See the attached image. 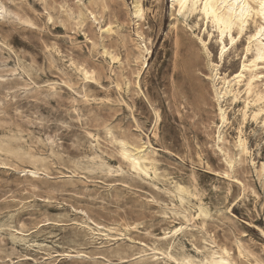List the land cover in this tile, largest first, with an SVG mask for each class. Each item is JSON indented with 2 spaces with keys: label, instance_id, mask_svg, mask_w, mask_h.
Listing matches in <instances>:
<instances>
[{
  "label": "rangeland",
  "instance_id": "rangeland-1",
  "mask_svg": "<svg viewBox=\"0 0 264 264\" xmlns=\"http://www.w3.org/2000/svg\"><path fill=\"white\" fill-rule=\"evenodd\" d=\"M1 1L0 264H176L156 239L181 224L176 257L197 255L193 245L211 236L235 264H264V125L242 121L240 98L226 104V141H217L218 104L199 30L172 17L169 0H142L151 41L142 64L132 0ZM108 23L111 34L102 32ZM245 43L227 51L221 72L238 68ZM258 71L263 87L264 67ZM108 131L150 149L157 175L133 172ZM34 165L35 177L26 172ZM174 182L209 216L195 217ZM92 221L114 228L110 242L92 233Z\"/></svg>",
  "mask_w": 264,
  "mask_h": 264
},
{
  "label": "bare ground",
  "instance_id": "bare-ground-1",
  "mask_svg": "<svg viewBox=\"0 0 264 264\" xmlns=\"http://www.w3.org/2000/svg\"><path fill=\"white\" fill-rule=\"evenodd\" d=\"M168 3L172 17L180 18L181 16L182 24L192 30L193 33H195L194 30H199L196 36L207 57L209 77L218 104L217 141H226L224 128L227 127L230 121L229 107L226 104H233L240 98L243 101L242 109L239 112L242 121L250 116L251 119H255L254 121L260 118L264 125V82H262L263 87H261L259 79H261L262 72L258 71L260 65L264 67V32H261V29L264 28V15H261L259 0H169ZM6 12V7L0 0V15ZM127 12L134 19L137 28V39L139 38L141 41V44L138 43L137 45V50L139 58L144 64L147 59L145 55L150 56L151 54V41L142 30L146 28L143 24L146 23L147 10L142 4V0H132ZM79 25H82V21L79 22ZM142 26L143 28L139 29ZM174 26L175 22L172 23V27ZM102 32L111 34L114 30L111 24L108 23L102 29ZM257 33L260 34L257 35ZM243 37L246 43L238 68L231 73L221 72L220 66L225 60L227 51L234 49L237 42H240ZM212 39L218 45L216 61H213L208 48V43ZM78 69L85 78L93 77V71L86 66L79 65ZM108 133L118 146L119 157L133 172L150 177L151 174L153 177L157 175L155 158L150 149L146 150L143 145L129 141L126 137L117 136L111 131H108ZM234 145L238 150L239 158L248 154L240 129L234 140ZM222 153L226 164L231 167L233 164L232 157L225 151H222ZM118 169H121L120 165L117 166ZM261 170L264 173L263 167ZM26 172L33 177L39 174L35 165ZM173 184L180 202L186 204L189 209H194L195 217L206 218L209 216L207 209L201 203L190 204L182 197L181 194H189L182 184L177 182ZM192 218H194V215ZM92 223L93 227L88 226L92 233L101 235L104 242H110L114 228L94 221ZM184 230L185 226H182V224L166 228L162 231L163 235L156 239L157 242H165L166 252L159 248L155 249H159L162 255L173 260L176 264H235L232 261L229 249L218 245L211 236L210 240L206 241L207 243L205 242L202 247L193 245L197 255L184 253L180 257H176L175 251L179 247H176L175 241ZM236 249L238 256L243 258L249 256L248 251L239 242L236 244Z\"/></svg>",
  "mask_w": 264,
  "mask_h": 264
},
{
  "label": "snow or ice",
  "instance_id": "snow-or-ice-1",
  "mask_svg": "<svg viewBox=\"0 0 264 264\" xmlns=\"http://www.w3.org/2000/svg\"><path fill=\"white\" fill-rule=\"evenodd\" d=\"M259 5L261 9V15H264V0H259ZM261 32H264V28L261 29ZM260 33H257L259 35Z\"/></svg>",
  "mask_w": 264,
  "mask_h": 264
}]
</instances>
